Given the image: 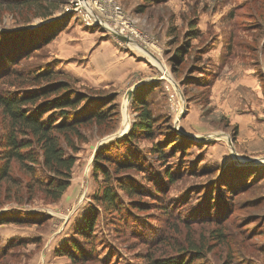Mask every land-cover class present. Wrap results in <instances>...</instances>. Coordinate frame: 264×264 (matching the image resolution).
Segmentation results:
<instances>
[{
  "label": "rangeland",
  "instance_id": "obj_1",
  "mask_svg": "<svg viewBox=\"0 0 264 264\" xmlns=\"http://www.w3.org/2000/svg\"><path fill=\"white\" fill-rule=\"evenodd\" d=\"M6 1L0 94L64 81L84 96L66 110L106 115L79 125L72 146L58 135L74 162L56 201L11 162L14 180L0 182V264H264V160H237L229 143L240 158L264 157V0ZM141 105L150 135L132 129ZM1 121L0 111V132ZM96 152L125 208L117 216L94 199L105 182ZM92 207L97 258L75 262L58 249L83 241L75 228ZM191 245L200 252L188 254Z\"/></svg>",
  "mask_w": 264,
  "mask_h": 264
},
{
  "label": "trees",
  "instance_id": "obj_2",
  "mask_svg": "<svg viewBox=\"0 0 264 264\" xmlns=\"http://www.w3.org/2000/svg\"><path fill=\"white\" fill-rule=\"evenodd\" d=\"M45 1L49 2V4L53 3V0H20L16 4L30 7L33 4ZM1 4L13 6L12 1L0 0ZM54 6L52 5L53 8ZM52 7L49 6V8ZM47 15H49V12H44L41 16L46 17ZM7 40L5 39L3 42ZM28 42L31 43L30 41ZM0 51H3L1 40ZM8 60V57L5 56V58L0 59V64L2 62L6 64ZM49 75L45 72L39 73L36 75L38 77H36L35 81L47 79ZM43 98L45 99L39 102ZM83 98V95L69 89L64 81L51 82L35 91H12L0 94V111L2 114L0 132V182L4 179L9 180L12 177L14 180V176L11 175V162L15 161L18 167L25 171L30 183L33 186L37 185L42 190L46 199L56 201L62 196L70 184L69 180L74 159L71 155L64 153L59 143L58 135H62L68 146H72L70 144V135L74 134L78 137L79 125L89 119H95L97 122L102 121L106 115V112H103L102 109L94 110L84 115H78L76 111L66 110V108L74 109L77 107V104ZM135 101H138L139 104L145 102L144 99L138 96H136ZM139 107L142 110L138 115L137 122L133 124L132 129L141 132V134L150 135L152 134L153 117L142 105ZM50 110L52 111L50 116L45 117V114ZM56 113L58 114L57 117H55ZM154 150L155 152H161L163 154L160 146L155 147ZM103 158L101 152L95 153L94 171L99 169L104 175L105 182L101 186L100 193H97L94 199L100 205L114 212L113 214L117 216L125 208L122 206L120 197L117 195V187L115 188L111 184V175L106 169L100 167V162ZM117 168L118 164H115L113 171L118 170ZM165 176L168 180L173 177L171 173H167ZM154 183L156 185L155 181ZM116 185L129 194L136 191L126 181L117 180ZM156 192L153 191L154 196H157ZM133 208H136V206ZM88 212V215L82 218V224L78 226V230L75 228V231L83 241L77 239L69 240L64 246L58 249L60 254H65L75 262L84 261L88 257L95 256L97 258L95 250L96 241H94L95 239L91 232L95 225V220L98 217V210L92 207ZM0 215L3 216V212L0 211ZM122 218L125 223L129 224L128 216L125 212ZM16 219L19 220L18 218ZM133 221L136 223L135 219H133L130 221V224ZM83 244H89V246L87 245L89 249ZM187 252L191 254L192 252L199 253L200 251H197L195 246L191 245ZM192 260L193 258L191 256L187 259L183 257H167L152 260L150 264H192Z\"/></svg>",
  "mask_w": 264,
  "mask_h": 264
},
{
  "label": "water",
  "instance_id": "obj_3",
  "mask_svg": "<svg viewBox=\"0 0 264 264\" xmlns=\"http://www.w3.org/2000/svg\"><path fill=\"white\" fill-rule=\"evenodd\" d=\"M116 35L120 38V39H122V40H124V41H128V38L126 37V36H123V35H120V34H117L116 33ZM130 95H131V91H128L127 92V98H129L130 97ZM178 132H180V133H183V131H181L180 129L178 130ZM120 134V132H117L114 136H118ZM187 135L189 136V137H191V134H189V133H187ZM229 143H230V147H231V149H232V153H233V155L236 157V159L237 160H244V159H247V160H249V161H256V160H264V157H262V158H243V157H239L238 156V154L236 153V151H235V147L231 144V142H230V140H229ZM245 161V160H244Z\"/></svg>",
  "mask_w": 264,
  "mask_h": 264
},
{
  "label": "bare ground",
  "instance_id": "obj_4",
  "mask_svg": "<svg viewBox=\"0 0 264 264\" xmlns=\"http://www.w3.org/2000/svg\"><path fill=\"white\" fill-rule=\"evenodd\" d=\"M79 3H80V7H89V3L86 1V0H79ZM90 13L91 12H88V15H90ZM91 20V19H90ZM88 22H90L89 20H88ZM105 26V25H104ZM112 32H116V30H114L113 28L112 29H110ZM116 35V34H115Z\"/></svg>",
  "mask_w": 264,
  "mask_h": 264
},
{
  "label": "crops",
  "instance_id": "obj_5",
  "mask_svg": "<svg viewBox=\"0 0 264 264\" xmlns=\"http://www.w3.org/2000/svg\"><path fill=\"white\" fill-rule=\"evenodd\" d=\"M253 149L255 150V147H254ZM251 150H252V149H251ZM254 150H253V151H254ZM260 150H262V149H260ZM256 151H259V150H255L253 153H257ZM260 152H261V153H264V150H263V151H259L258 153H260Z\"/></svg>",
  "mask_w": 264,
  "mask_h": 264
}]
</instances>
